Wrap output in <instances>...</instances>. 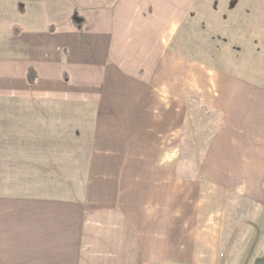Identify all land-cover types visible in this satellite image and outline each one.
I'll use <instances>...</instances> for the list:
<instances>
[{
	"label": "crops",
	"instance_id": "0c3cea01",
	"mask_svg": "<svg viewBox=\"0 0 264 264\" xmlns=\"http://www.w3.org/2000/svg\"><path fill=\"white\" fill-rule=\"evenodd\" d=\"M203 2L14 0L23 22L6 39L28 60L21 78L35 70L25 90L76 94L42 105L78 126L57 137L83 160L37 148L56 136L0 135V264H251L226 230L231 199L264 191V82L230 72L220 47L198 61L196 22L214 23ZM38 173L53 193L38 195Z\"/></svg>",
	"mask_w": 264,
	"mask_h": 264
},
{
	"label": "rangeland",
	"instance_id": "374dc122",
	"mask_svg": "<svg viewBox=\"0 0 264 264\" xmlns=\"http://www.w3.org/2000/svg\"><path fill=\"white\" fill-rule=\"evenodd\" d=\"M203 1L201 0L202 5H204ZM210 2H212V10H214L210 21H214V23H203V21L200 22L198 20L195 32L193 31L192 35V40L197 42L196 56L198 61L207 63V60L205 61L204 59L208 47L210 48L211 45L214 49L220 47L223 49L225 59L222 63L226 64L230 72L246 80L264 82V0H238V4L241 7L237 6V0H210ZM15 12L14 0H0V135H22V137H27L35 133L37 139L44 140L46 138L50 139V135L56 137L57 135L66 136L67 133L64 130L68 128L77 133L78 126L61 123L63 120L57 118L52 120L49 117V112H45L46 108L42 105L46 101L64 100L67 101L64 103H68V101L76 100V94H64L62 95L63 97L58 99L57 97H51V95L47 96L41 91L33 92L27 88L25 90L24 80L32 77L26 79V74L24 73L21 78L22 67L28 60L24 62L16 59L13 54L15 46L11 40V37H14L12 34L9 37L10 39H6L7 27L12 24L19 27V23L23 22L21 17H14ZM64 16L65 14L62 13L59 21L63 20ZM204 16H208V13ZM238 17H241L239 20L244 19V24L250 26V28H243L242 25L238 28ZM254 20L259 22L260 28H251V22ZM66 21L68 23L72 22L69 17ZM213 25L215 27L217 25V27L215 28ZM10 32H12L11 28ZM254 37L258 40L259 45H253L252 39L256 40ZM241 40L246 43L238 51L235 47L238 46L237 43ZM215 51L218 55L219 52ZM190 52L193 53L192 47ZM220 65L221 61H217V66L219 67ZM209 66H212L210 62ZM70 97L72 100H69ZM207 115L210 114L204 109H200L199 106L197 107V123L202 124L200 119ZM36 118L38 122L34 121ZM32 119L37 124L32 125ZM57 138L59 139H50L47 143L40 141L37 148L42 149L46 147V144L54 148L63 147L66 155L62 158L63 161L66 165L77 168V160H83L79 156L82 145L70 142L66 138V140L60 139V137ZM198 161L196 160V162ZM67 174L69 176L67 180L71 182L77 181V176L83 175L76 172ZM61 175L62 177L65 176V174ZM43 176L45 174H37L38 195L47 196L53 193V189H45L43 182H39L43 180ZM13 192H16L15 195H17L20 190L13 189L12 194H14ZM259 197L256 200L246 198L231 199L230 203L237 205L230 204L228 206L227 244L231 245V250L239 253L242 258L250 260L251 264H264L263 190L259 193Z\"/></svg>",
	"mask_w": 264,
	"mask_h": 264
},
{
	"label": "trees",
	"instance_id": "16d2710c",
	"mask_svg": "<svg viewBox=\"0 0 264 264\" xmlns=\"http://www.w3.org/2000/svg\"><path fill=\"white\" fill-rule=\"evenodd\" d=\"M83 23H84V21L81 18H79V16L77 14L72 17L71 24L78 31H82L83 30V26H82ZM28 77H31V78L28 79L29 83L33 84L35 82V70L34 69H29L28 70Z\"/></svg>",
	"mask_w": 264,
	"mask_h": 264
}]
</instances>
